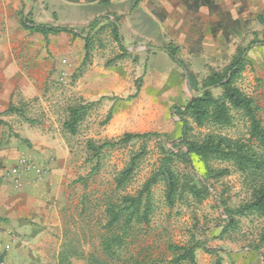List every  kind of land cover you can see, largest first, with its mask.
I'll return each instance as SVG.
<instances>
[{
  "label": "crops",
  "instance_id": "obj_1",
  "mask_svg": "<svg viewBox=\"0 0 264 264\" xmlns=\"http://www.w3.org/2000/svg\"><path fill=\"white\" fill-rule=\"evenodd\" d=\"M133 5L132 0H0V241L12 249L7 253L9 264H89L81 258H61L62 212L76 201L69 185L77 166L65 131L55 129L61 119L52 96L63 92L75 73L81 74L87 37L98 48L94 65L71 87L79 96L95 100L112 88L116 73L105 65L110 51L97 47L114 36L115 21L120 37L135 46L156 47L145 24L158 25L161 43L179 47L178 55L192 73L198 72L188 62L192 56L223 71L247 42L251 44L254 34L264 33V0H142ZM39 25L70 30L30 28ZM198 41L200 49L195 50ZM258 41L243 56L247 71L262 83L264 39ZM124 55L117 58H128ZM21 157L47 167L48 173L43 179L24 173L19 183L3 178L6 168ZM11 233L17 235L14 243ZM223 251V263L229 264L228 250ZM247 261L235 264H255Z\"/></svg>",
  "mask_w": 264,
  "mask_h": 264
},
{
  "label": "rangeland",
  "instance_id": "obj_2",
  "mask_svg": "<svg viewBox=\"0 0 264 264\" xmlns=\"http://www.w3.org/2000/svg\"><path fill=\"white\" fill-rule=\"evenodd\" d=\"M58 10L64 14L68 13V10L62 7ZM60 18L64 20L63 16ZM145 26V31L151 35L153 44L158 49L136 54L126 48L128 54L124 56L128 58L121 59L117 58L123 52L121 41H117L112 33L109 42L97 43V47L110 51L111 58H108L105 65L116 72L109 91L98 94L95 100H88L82 94L79 96V92L71 87L72 83L77 82L94 65V52L98 49L94 43L91 59L80 70L83 73H75L63 92L55 91L52 95L54 100H57V113L61 119L55 129L60 128L63 133L65 131L68 140L66 141L72 148L70 153L74 154L77 166L75 178L69 185L70 196L75 199L86 196L101 200L104 197L134 194L142 188L145 181L158 167L163 145L175 152L187 151L186 145L180 141L182 123L174 110L176 106L186 104L191 98L186 81V70L181 66L175 68V62L170 55L160 50L165 45L161 43L159 26L152 24L151 21ZM118 32L120 33L119 30ZM255 39H264V33L254 34L252 41ZM244 44L245 42L242 43ZM246 45L248 47L249 42ZM194 49H200V41L195 44ZM135 55H139L140 59L134 60ZM120 59L122 65L119 64ZM188 62L198 71L192 73L187 66L189 73L191 72L197 80L199 88L207 76L218 71L216 65L212 63L206 66L200 57L192 56ZM223 69L225 70L224 67ZM247 69L245 68L238 84L256 99L260 107L259 115L264 123V81L262 83L257 81L253 73ZM261 77L264 76H260V80H262ZM85 82L87 86V80ZM138 88L137 97L129 100L128 97L134 95ZM192 89L196 91L193 86ZM217 91L220 90H215L216 93ZM102 97L108 98L102 99ZM114 97L117 99H110ZM91 101L95 104L86 111L83 120L78 124L76 134L71 135L63 129L62 124L68 118V108L76 103ZM110 111H112L111 119L106 122ZM209 131L210 129L206 128H196L193 135L201 138ZM217 131L233 138H245L247 135V127L240 120H236L233 127ZM147 132L161 133V136L147 139L135 138L128 143L99 149L103 143L117 141L126 133ZM259 152L264 156V148H260ZM54 158L56 161L59 156ZM189 158L192 161L190 164L182 159L176 160V168L185 172L192 170L204 179L202 164L192 156ZM52 160L51 157L50 162ZM132 161L135 162L134 173L126 187L117 191L115 179L120 171L127 168ZM212 163L215 167H229L231 172L224 177L209 180L210 193L201 204L189 197L185 201L177 202L174 206H168L164 195L165 183L161 181L153 186L154 211L147 234L143 236L146 240L144 244L151 246L155 258H164L162 264H175L171 263V259L176 253L171 250L170 245L189 246L194 245L198 240L201 241L200 246H203L197 250L199 264H216L217 259L224 254L223 248L228 250L229 264H235L240 259L248 260L250 263L254 261L255 264H264V214L250 212L245 216H235L237 224L226 232L222 231V227L228 223V214L222 202L231 209L247 203L254 192L253 183L264 181V173L258 177L246 179L248 176L237 171L231 163ZM13 166L6 168L5 171ZM6 177L3 175V178ZM15 239L17 235L11 233V242L14 243ZM0 247L1 260L4 264H9L7 253L12 249L10 246H5L3 241H0ZM206 249H216L218 252L210 253ZM178 264L192 263L185 261Z\"/></svg>",
  "mask_w": 264,
  "mask_h": 264
},
{
  "label": "trees",
  "instance_id": "obj_3",
  "mask_svg": "<svg viewBox=\"0 0 264 264\" xmlns=\"http://www.w3.org/2000/svg\"><path fill=\"white\" fill-rule=\"evenodd\" d=\"M133 8L142 0H132ZM196 5H200L196 1ZM95 24V23H94ZM32 30L55 31L70 30L69 27H54L39 25L30 27ZM113 33L117 41L119 32L116 24H113ZM85 58L79 71L86 66L92 57L94 42L90 37L85 39ZM257 39L240 52L228 67L223 71H216L207 76L202 86L191 74L192 86L196 91L207 86L215 88L207 90L193 98L188 99L184 105L175 107V112L182 123L180 141L186 145L187 151L175 152L166 145L162 146V157L155 171L136 193H127L115 197H104V199H93V197H77L62 212L63 223V247L61 251L62 261L71 258H81L89 264H162L164 258H155L151 246H146L143 236L147 234L151 215L154 211L153 186L158 182L165 183V200L168 206H174L179 201H185L189 197L201 204L210 193L208 182L211 178H221L230 174L229 167H215L212 162H227L233 164L237 171L246 174L248 178L258 177L264 173V156L259 152L264 148V123L259 115L260 107L254 97L246 93L238 84L246 68L244 53L257 44ZM123 54L128 50L121 44ZM170 57L184 70L189 72L187 65L179 57V47L168 43L164 48ZM219 89L218 93L215 90ZM139 88L129 100L137 97ZM108 97H102L105 99ZM116 100L117 97L110 98ZM95 104L81 102L68 108V118L63 122V127L70 134L75 135L78 124L83 120L86 111ZM10 110H13L10 108ZM112 111L108 114L106 122L111 119ZM236 120L243 121L247 127L245 138H233L224 135L217 130L233 127ZM198 128L210 129L201 138H196L193 131ZM161 133H126L117 141L105 142L99 146L103 149L107 146H116L130 142L132 139H147L159 137ZM192 156L198 163L202 164L201 179L196 172L179 170L176 168V160L182 159L187 164L192 161ZM135 159V158H134ZM135 162L122 171L115 179L116 190L126 187L134 173ZM253 194L247 203L231 209L222 202L228 223L222 227L226 232L230 227L237 224L235 216H245L250 212L264 214V181L253 183ZM222 238V236L220 237ZM201 241L194 245H170L176 254L171 263L190 261L199 264L197 250ZM207 252H218L216 249H206ZM223 257H219L216 264H223Z\"/></svg>",
  "mask_w": 264,
  "mask_h": 264
},
{
  "label": "built area",
  "instance_id": "obj_4",
  "mask_svg": "<svg viewBox=\"0 0 264 264\" xmlns=\"http://www.w3.org/2000/svg\"><path fill=\"white\" fill-rule=\"evenodd\" d=\"M24 173H33L38 177V179H43L44 176L48 173V168L37 164L31 159L21 157L11 169L6 171L5 176L14 180L16 183H19L21 175ZM0 264H4L1 258Z\"/></svg>",
  "mask_w": 264,
  "mask_h": 264
},
{
  "label": "water",
  "instance_id": "obj_5",
  "mask_svg": "<svg viewBox=\"0 0 264 264\" xmlns=\"http://www.w3.org/2000/svg\"><path fill=\"white\" fill-rule=\"evenodd\" d=\"M115 23H116V25L118 26L119 31H121L118 22L115 21ZM120 33H121V32H120ZM87 35H88V34L85 33L83 36H84V37H87ZM120 41H121V44H122L125 48L130 49V50L134 51L135 53H141V52H144V51H146V50H155V49H157V48L154 47V46H139V47H136L135 45H127V44L124 43V39H123L122 34H121V37H120ZM165 51L167 52L166 49H165ZM186 81H187V85H188V89H189V92H190V96H191V98H193V97H195V96H197V95H199V94H201V93H203V92H205V91H207V90H211V89L215 88L214 86H207V87H205V88H202V89L199 90V91H194V90L192 89V86H191V82H190V73H189L188 71H186Z\"/></svg>",
  "mask_w": 264,
  "mask_h": 264
}]
</instances>
